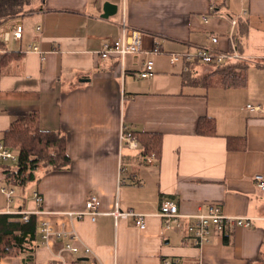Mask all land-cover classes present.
Masks as SVG:
<instances>
[{
	"label": "crops",
	"instance_id": "obj_1",
	"mask_svg": "<svg viewBox=\"0 0 264 264\" xmlns=\"http://www.w3.org/2000/svg\"><path fill=\"white\" fill-rule=\"evenodd\" d=\"M106 2L118 6L109 18L102 17ZM28 10L0 23V141L15 120L37 112L42 130L66 136L71 161L59 170L39 166L15 199L3 191L17 194L6 174L11 161H0L7 187L0 189V216L19 222V212H43L31 214L34 236L0 264H264V190L254 180L264 176V0H33ZM27 15L31 26L18 19ZM132 35L140 38L139 53L101 57L104 43ZM204 46L241 56L226 64L246 68V85L226 88L218 76L210 85L186 84L185 64H173L171 55ZM147 60L154 76L142 79ZM188 66L195 77L215 70L196 60ZM202 118L214 120L213 133H198ZM125 129L159 135V158L144 156L136 137L137 147L123 144ZM92 195L100 199L95 221L68 216L85 211ZM165 201L181 214L170 228L159 215ZM211 203L251 225L215 228L209 243L195 245L193 216ZM117 206L145 215L146 227L116 217ZM43 220L74 230L79 255L55 238L44 244Z\"/></svg>",
	"mask_w": 264,
	"mask_h": 264
},
{
	"label": "trees",
	"instance_id": "obj_2",
	"mask_svg": "<svg viewBox=\"0 0 264 264\" xmlns=\"http://www.w3.org/2000/svg\"><path fill=\"white\" fill-rule=\"evenodd\" d=\"M33 0H0V23L7 18L30 12L28 7ZM239 22V21H238ZM237 22V24H238ZM214 65V64H213ZM211 74L195 77L191 71L184 73L186 84L210 85L215 76L220 78L226 88L244 87L246 68L240 64L214 65ZM40 115L34 112L15 120L5 133L3 143L6 147L17 151V160L6 165L7 179L12 185L26 186L35 181L36 171L43 166L47 171L64 169L70 164L67 153L66 136L59 131H46L40 128ZM214 120L202 118L198 124L199 134L213 133ZM142 147L144 156L155 155L159 158L161 152V137L142 132L132 133ZM245 144H243V147ZM9 215L0 216V259L9 254L16 243H22L27 236L33 237L37 231L33 218L29 222H9ZM17 233V234H16Z\"/></svg>",
	"mask_w": 264,
	"mask_h": 264
},
{
	"label": "built area",
	"instance_id": "obj_3",
	"mask_svg": "<svg viewBox=\"0 0 264 264\" xmlns=\"http://www.w3.org/2000/svg\"><path fill=\"white\" fill-rule=\"evenodd\" d=\"M214 11V6L212 7ZM246 13V11L244 12ZM233 25L237 24L236 20L232 21ZM16 38H21L22 36V28L18 27V29L14 33ZM134 35V34H133ZM132 35V36H133ZM131 40L129 36H124L121 41L114 42H106L104 43L100 55L103 58L110 56L111 54H118L120 57H125L126 54L139 53L141 51L140 48V38L139 36L135 37ZM213 42H217V37H212ZM36 49V48H35ZM160 48L157 47L154 50V53H159ZM200 61L207 64L214 65H222L231 60H242V57L238 54H231L221 51H216L209 47H199L197 48L195 53H183V54H173L171 55V62L175 63H184L185 70L188 71L189 63L191 61ZM154 76V62L152 60H147L143 64L142 71L139 72V77L142 79H149ZM249 108L254 110H259V107H251ZM121 141L123 144H128L131 147H137L136 138L132 135L131 132L126 129L123 131L121 135ZM154 156L147 159V162L153 160ZM17 160V154L10 148L6 147L3 142L0 141V161H12L15 162ZM257 186L260 189L264 190V176L256 175L254 178ZM9 199L14 194V190L3 189ZM35 201L38 205L41 204L42 198L36 192L34 193ZM100 199L97 195H92L88 201L87 208L82 212H70L67 213L68 216L74 219H81L85 217H90L93 221L97 219V217L101 214L100 210ZM42 215V211H34V212H19L22 216L23 221L29 222L31 220V214ZM116 217H133L136 219V224L138 227L144 229L145 225V215L134 212L133 210L124 211L117 206L115 212L113 213ZM159 215L165 219L166 227L170 228L171 222H177L178 218L181 216L179 213V209L176 203L172 201H165L161 205V210ZM194 224L191 226V231L194 236V243L197 246H202L205 243L210 242V236L214 229L222 230L225 227L231 226H245L248 227L251 225L250 219L244 217H232L225 215L221 207L217 204H207V212L199 213L193 216ZM57 239L63 241L64 250L76 257L79 255L82 250L78 245L80 242L79 235L74 230H57L54 225L49 220L42 221V239L43 243L49 245L52 239ZM86 255H91L92 251L90 248L85 247L83 249ZM60 264H79L74 260H64ZM89 264H97L94 261ZM163 264H185V261L180 258L175 259H163Z\"/></svg>",
	"mask_w": 264,
	"mask_h": 264
},
{
	"label": "rangeland",
	"instance_id": "obj_4",
	"mask_svg": "<svg viewBox=\"0 0 264 264\" xmlns=\"http://www.w3.org/2000/svg\"><path fill=\"white\" fill-rule=\"evenodd\" d=\"M18 19H20L24 24H25V26H31V23H32V20H31V16H22V17H19ZM8 26H10V25H8ZM220 80V79H219ZM39 168H42V167H39ZM31 184V183H30ZM29 185V184H28ZM31 186V185H30ZM2 187L4 188V187H6V185H1L0 184V189H2ZM26 187V186H25ZM7 188V187H6ZM14 189H16V191H17V194L16 195H13L12 196V199H15V198H17V197H19L20 196V194L22 193V191H24L23 189V187L22 186H20V185H16V186H14ZM26 190V193H28L29 192V190H27V188L25 189ZM21 192V193H20Z\"/></svg>",
	"mask_w": 264,
	"mask_h": 264
},
{
	"label": "water",
	"instance_id": "obj_5",
	"mask_svg": "<svg viewBox=\"0 0 264 264\" xmlns=\"http://www.w3.org/2000/svg\"><path fill=\"white\" fill-rule=\"evenodd\" d=\"M118 6L110 2H106L103 7L102 17L109 18L110 16L116 14Z\"/></svg>",
	"mask_w": 264,
	"mask_h": 264
}]
</instances>
